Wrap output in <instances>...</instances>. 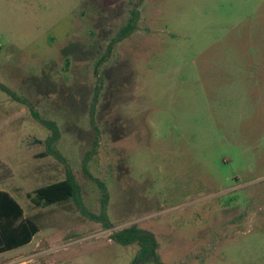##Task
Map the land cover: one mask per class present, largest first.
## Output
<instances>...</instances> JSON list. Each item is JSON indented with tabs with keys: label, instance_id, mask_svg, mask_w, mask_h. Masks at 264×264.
I'll list each match as a JSON object with an SVG mask.
<instances>
[{
	"label": "rangeland",
	"instance_id": "374dc122",
	"mask_svg": "<svg viewBox=\"0 0 264 264\" xmlns=\"http://www.w3.org/2000/svg\"><path fill=\"white\" fill-rule=\"evenodd\" d=\"M136 0H0V83L60 130L57 148L80 207L26 197L66 178L45 151L49 131L0 90V181L39 226L35 264H133L136 226L158 262L264 264V0H142L138 30L94 69Z\"/></svg>",
	"mask_w": 264,
	"mask_h": 264
},
{
	"label": "trees",
	"instance_id": "16d2710c",
	"mask_svg": "<svg viewBox=\"0 0 264 264\" xmlns=\"http://www.w3.org/2000/svg\"><path fill=\"white\" fill-rule=\"evenodd\" d=\"M141 4L142 0H136L135 2L131 3V9L127 23L119 29L115 38L109 43L104 55L96 62L94 69V75L96 76L97 84L94 88L89 107V121L92 133L94 135L92 145L93 148L87 152L83 161V167L86 176L96 183L101 192V213L99 216H93V218L97 219L98 221H103V225L106 229L110 227L106 216L110 197L109 192L102 181L94 179L87 171V163L89 162L90 157L95 154L100 140V132L95 121L96 106L101 91V78L99 77L98 71L99 67L111 57L113 46L116 43L129 38L135 31L138 30V23L140 21L141 15ZM0 90L6 93L12 100L27 105L34 120H36L49 131V135L44 141L45 151L36 157L42 158L50 156L67 165L64 156L57 148V143L60 140L61 134L56 122L41 117L28 101L17 96L11 89L2 83H0ZM11 176V170L6 167L4 163L0 162V181ZM26 197L29 199L30 203L36 207H47L69 200L75 202L79 207L81 206L79 187L77 186L74 176L69 170L68 165L66 178L64 180L53 182L51 184L37 188L34 191L27 193ZM38 232L39 226L37 225V222L33 218L25 216L23 208L8 192L0 190V253L10 251L30 243V241ZM111 239L123 246H128L135 243L138 244L139 252L135 257L133 264H140L141 262L148 259L158 262V257L156 254L158 243L156 239L152 234L139 230L134 225L114 232L111 234Z\"/></svg>",
	"mask_w": 264,
	"mask_h": 264
},
{
	"label": "crops",
	"instance_id": "0c3cea01",
	"mask_svg": "<svg viewBox=\"0 0 264 264\" xmlns=\"http://www.w3.org/2000/svg\"><path fill=\"white\" fill-rule=\"evenodd\" d=\"M0 190L8 192L15 199L10 191L1 188ZM35 236L30 243L24 246L0 253V264H35L34 259L40 253L37 252L40 250V245L34 242Z\"/></svg>",
	"mask_w": 264,
	"mask_h": 264
}]
</instances>
